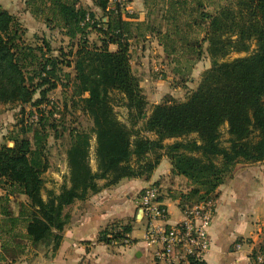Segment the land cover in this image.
I'll use <instances>...</instances> for the list:
<instances>
[{
	"label": "trees",
	"instance_id": "trees-1",
	"mask_svg": "<svg viewBox=\"0 0 264 264\" xmlns=\"http://www.w3.org/2000/svg\"><path fill=\"white\" fill-rule=\"evenodd\" d=\"M23 2L35 20L77 40L78 48L68 60L63 52L53 54L44 39L28 42L18 17L0 4V102L36 107L9 136L12 146L0 145V264H13L39 248L56 251L69 222L66 207L124 178H148L162 155L171 161V174L187 179L189 190L179 195L187 203L215 198L236 163L264 160V0H143V19L120 3L111 8L110 0H92L100 18L79 0ZM93 31L100 44L90 47ZM148 37L157 41L176 76L190 74L203 52L210 67L184 101L153 106L144 129L154 139L132 140L108 94L121 92L130 114L143 118L145 98L131 70L130 48ZM231 53L244 55L227 60ZM71 80L77 81L91 126L71 134L67 175L58 192L48 190L44 198L47 124L54 113L40 106L49 91ZM37 91L40 98H32ZM34 112L37 119L31 120ZM223 125L228 146L221 145ZM92 137L95 170L89 162ZM166 139L175 140L165 144ZM160 149L165 152L158 154ZM14 195L25 197L16 212L10 205ZM117 228L121 231L114 232ZM110 231L113 239L121 238L131 225L110 223L99 240L110 244ZM258 255L264 256V243L253 253L256 261Z\"/></svg>",
	"mask_w": 264,
	"mask_h": 264
},
{
	"label": "crops",
	"instance_id": "crops-1",
	"mask_svg": "<svg viewBox=\"0 0 264 264\" xmlns=\"http://www.w3.org/2000/svg\"><path fill=\"white\" fill-rule=\"evenodd\" d=\"M79 2L95 13L101 12L92 0ZM0 4L10 13L22 16V12L19 13L13 4L23 5V0H0ZM123 4L125 11L137 13L141 19L144 18L143 0H124ZM23 17L37 23L28 11ZM42 27L45 29L46 25L41 23L36 30ZM171 167L169 158L162 155L148 178H124L115 185L102 187L85 200H76L65 210L69 214V222L63 229L56 251L50 248L35 250L13 264H151V255L140 241L141 237L133 235V230L137 228H142L143 235V221L136 209V198L143 188L153 181H159L161 176L171 175L187 182L185 177L171 174ZM98 183L101 185L104 181ZM170 193L162 188L169 220L178 221L182 217V206L192 203L184 202L179 194ZM215 194L216 208L209 227L211 245L204 264L261 262L264 256L258 255L261 259L256 261L253 253L264 243V172H250L248 165L244 164L228 181L217 187ZM172 203L176 207L177 216L169 210ZM113 222L131 225L129 245H111L99 240L101 229Z\"/></svg>",
	"mask_w": 264,
	"mask_h": 264
},
{
	"label": "rangeland",
	"instance_id": "rangeland-1",
	"mask_svg": "<svg viewBox=\"0 0 264 264\" xmlns=\"http://www.w3.org/2000/svg\"><path fill=\"white\" fill-rule=\"evenodd\" d=\"M22 4V3H21ZM19 13L22 12V16L18 17L21 25L26 28L25 39L30 43L40 42L43 39L46 40L53 54L61 55L62 52L66 54L63 58L72 60L75 57V51L78 48L77 40L69 41V39L62 34L57 28H51L46 26L45 29L36 30L40 26L42 21L37 20V23L23 17L28 11L25 5L13 4ZM97 17L102 16V12L95 13ZM32 30H35L32 33ZM89 42L88 46L93 44L99 45L100 38L96 32H90L88 34ZM41 43V42H40ZM133 43V41H132ZM135 46V47H134ZM113 48V46H110ZM206 48V44L203 49ZM243 53H231L228 55L227 60L242 56ZM130 63L133 75L138 80L140 92L145 98V106L143 111L145 115L143 118H134L129 109L126 106V98L119 91L109 92V101L112 104L113 110L119 121H121L131 132V139L134 140L136 136H143L154 139L156 135L153 132H148L144 129L146 118L150 115L153 106L159 103H165L172 100V102L184 101L191 92L197 87L200 78L204 71L210 67L209 57L206 52H203L202 58L196 62L190 74L184 77H179L171 72V65L169 59L165 57L161 49L158 47L157 41L152 37L140 39L137 44H133L130 48ZM72 73L71 68H66ZM73 74V73H72ZM72 78V77H71ZM70 78V79H71ZM79 87L77 81L71 80L67 85H58L53 90L47 93V100L40 107L46 110L52 109L54 115L49 119L47 128L49 130V137L46 145V156L48 159V168L43 173V187L42 196L45 198L47 191L52 190L58 192L63 180L68 172L67 164V149L71 143V134L75 131H85L91 126V121L82 110V102L78 97ZM32 98H40V94L37 91ZM35 99V100H37ZM35 110L29 104H21L20 102H13L3 104L0 102V145L7 144L12 146V142L9 141V136L18 130L23 122H26L29 112ZM145 117V118H144ZM32 118V119H31ZM31 120L37 119V112H34ZM221 145L228 146L226 141L227 127L223 125L221 127ZM194 137L189 135L186 138ZM175 139H166L165 144L171 143ZM95 138L92 137L90 141L89 149V162L93 170L96 169L95 162ZM158 154L165 152L164 150H158ZM133 160V159H132ZM241 164V165H239ZM247 164L250 168V172H264V160L260 162H239L236 163L232 175L225 181H228L237 172L241 166ZM253 167V168H251ZM224 181V182H225ZM162 185L161 190L170 194H181L188 191L187 182L178 177L165 176L156 181ZM4 191L0 189V194ZM25 200L22 195H14L11 198V208L13 211L18 210V203ZM174 203V202H173ZM171 204L169 210L178 215L176 207ZM67 210V207L65 208ZM133 235L141 237L142 228L133 230ZM38 250H43L39 248ZM33 251H30L32 253ZM148 259V258H147ZM149 263L152 264V259L149 256Z\"/></svg>",
	"mask_w": 264,
	"mask_h": 264
},
{
	"label": "built area",
	"instance_id": "built-area-1",
	"mask_svg": "<svg viewBox=\"0 0 264 264\" xmlns=\"http://www.w3.org/2000/svg\"><path fill=\"white\" fill-rule=\"evenodd\" d=\"M115 3L124 5V0H110V7L113 8ZM215 208V198L185 204L181 219L170 221L160 184L153 181L143 188L137 195L136 209L143 221L140 241L149 251L152 264H204L211 245L209 227ZM120 231V228L114 230ZM106 237L112 238L113 233L108 232ZM110 244L129 245L128 233L121 238H112Z\"/></svg>",
	"mask_w": 264,
	"mask_h": 264
},
{
	"label": "water",
	"instance_id": "water-1",
	"mask_svg": "<svg viewBox=\"0 0 264 264\" xmlns=\"http://www.w3.org/2000/svg\"><path fill=\"white\" fill-rule=\"evenodd\" d=\"M138 213L140 214V211H138Z\"/></svg>",
	"mask_w": 264,
	"mask_h": 264
}]
</instances>
